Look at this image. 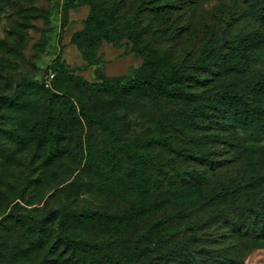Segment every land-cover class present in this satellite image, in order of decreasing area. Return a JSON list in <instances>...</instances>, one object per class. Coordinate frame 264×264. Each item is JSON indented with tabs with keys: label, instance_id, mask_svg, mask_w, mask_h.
<instances>
[{
	"label": "rangeland",
	"instance_id": "obj_1",
	"mask_svg": "<svg viewBox=\"0 0 264 264\" xmlns=\"http://www.w3.org/2000/svg\"><path fill=\"white\" fill-rule=\"evenodd\" d=\"M65 1L0 0V264H64L69 254L60 257V244L48 260L46 252L70 230L121 256L144 238L151 248L136 264H264V248L246 239L255 231L246 209L259 207L260 198H212L226 185L264 173V137L255 135L248 151L235 145L232 119L220 113L230 104L204 98L205 87L195 81L204 74L200 51L213 30L236 21L237 3L206 0L196 11L163 8L149 15L143 0H75L63 21ZM218 7L223 14L215 22ZM92 19L109 21L113 40L103 38ZM183 26L186 31L175 34ZM257 27L251 11L229 27V36ZM252 56L258 77L264 48ZM163 69L187 74L190 93L165 96L142 83ZM48 73L54 76L46 88ZM116 78L137 79L139 86L123 94L82 83ZM54 81L64 91L58 96ZM249 82L225 72L209 86L240 90ZM88 146L96 160L90 167ZM179 150L207 156L212 166L179 157ZM105 153L115 156L113 163ZM170 192L193 198L174 200ZM187 210L190 217L149 231L150 223ZM235 230L248 235L240 251ZM98 253L102 248L88 250L85 259L96 264Z\"/></svg>",
	"mask_w": 264,
	"mask_h": 264
},
{
	"label": "trees",
	"instance_id": "obj_2",
	"mask_svg": "<svg viewBox=\"0 0 264 264\" xmlns=\"http://www.w3.org/2000/svg\"><path fill=\"white\" fill-rule=\"evenodd\" d=\"M206 0H143L141 3V10H148L150 14H155L158 10L163 8H175V9H185L187 12L196 11L197 8L203 4ZM237 3V17L233 18L236 21L229 22L225 28L219 32L213 30L212 38L204 45L200 51L198 63L199 67L204 73L201 77H196L195 81L205 89L202 91V96L204 98H210L212 96L216 97L222 103H229L230 108L220 109L225 115L226 111L230 115L229 119L232 122L229 126L235 134V139L237 145L240 148H244L247 151L255 147V135H262L264 137V73L258 77L253 74V54L261 48H264V0H234ZM75 4V0H66L62 6V16L63 21L68 17V11L71 6ZM115 10V9H114ZM218 13H215L214 20L220 19L223 14V9L221 7L217 8ZM254 14L255 19L258 20V27L249 33L239 36H229V27L231 28L235 23H239L244 16L248 15V12ZM146 13H143V15ZM102 19L99 22L96 20H91L93 27H98L97 31L100 32L103 38L107 40H113L112 34L114 31L107 29L109 21H104ZM111 20V19H109ZM130 19H128L129 21ZM128 24V23H127ZM127 27V26H126ZM186 27H179L177 33L181 34L186 31ZM108 30V32H104ZM85 33L92 36L95 32L91 30V26L85 28ZM214 38V39H213ZM213 39V40H212ZM59 55L54 59L53 63L58 64ZM225 72H231L236 75L237 78L250 79L247 86L240 90H232L230 88H212L209 86L216 78L224 75ZM48 73L42 81V86L44 85L45 79L48 77ZM54 75V74H53ZM187 74L180 73L179 70L163 69L157 74L153 75L148 81H143L148 87L153 89L159 94L165 96H182L183 94H188L190 91L186 89L187 86ZM52 80L50 81L51 84ZM89 89L100 91L105 88L109 89H121L123 94L129 89H135L139 86V81L137 79L129 80L125 83L121 81L120 78H116L110 82L106 83H88L86 81L82 82ZM48 88V87H46ZM53 89L57 92L54 93L58 96V92H64L60 87V83L57 81L53 82ZM77 106L80 110V114L86 120L90 122L87 117L86 107L84 101L79 97H76ZM230 123V122H229ZM240 128L242 131H238ZM251 131H248V130ZM249 134V142H246L245 135ZM125 149H129L126 147ZM86 162L88 166H92L95 163V155L92 149L88 146L86 149ZM177 156L183 157L184 159L193 158L196 160H201L206 163L209 167L212 166V161L209 160L207 156L201 157L197 153H193L190 150H179L176 152ZM105 158L110 159L111 163L114 162L115 156L111 153H105ZM204 168H206L204 166ZM164 170V169H161ZM166 171V170H165ZM192 173V172H191ZM198 173L203 175L204 170L199 169ZM190 174V173H189ZM188 175V171L182 173L185 177ZM258 190L259 195L255 193ZM171 198L180 200H191L193 196H180L176 193L170 192ZM231 196L236 197L237 200L248 199L250 196L259 197V207L253 208L250 206L246 209V215H249V221L253 224L255 231L248 235L241 233V231L235 230L233 234L236 239L233 242L238 251H240L241 242L246 238L253 246H259L264 248V173L253 175L248 181L229 184L219 190L213 199H228L231 200ZM161 201V199H160ZM193 211L187 210L180 213H173L169 215L166 219H158L149 224V231H153L157 228L165 226L168 219H184L190 217ZM51 218L57 216V212L53 211L49 213ZM48 216V218H49ZM61 236L57 239H53L54 243L49 247L46 252L47 260L52 258L54 251L58 250V244H60L61 249H63L60 257L63 258L66 254H69V258L65 259L64 264H92L90 261L85 259V255L88 254V250H97L102 248L103 253H98L99 258L96 260V264H136L142 258L143 254L146 253L147 249L151 248V245L142 244L143 239L136 243L130 252L126 256H121L116 254L111 246L102 245L99 242H88L81 235L75 231H66L60 234ZM232 236V233H231ZM161 241H158L160 243ZM92 248V249H91ZM225 264V263H223ZM226 264H243L241 260L233 259Z\"/></svg>",
	"mask_w": 264,
	"mask_h": 264
},
{
	"label": "built area",
	"instance_id": "obj_3",
	"mask_svg": "<svg viewBox=\"0 0 264 264\" xmlns=\"http://www.w3.org/2000/svg\"><path fill=\"white\" fill-rule=\"evenodd\" d=\"M53 74H49L48 77L45 79L44 85L45 87H50V81L53 78Z\"/></svg>",
	"mask_w": 264,
	"mask_h": 264
}]
</instances>
